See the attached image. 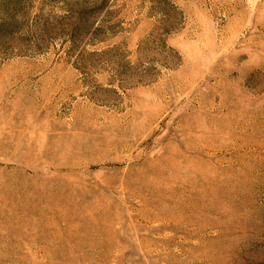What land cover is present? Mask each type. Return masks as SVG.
<instances>
[{
    "label": "rangeland",
    "instance_id": "obj_1",
    "mask_svg": "<svg viewBox=\"0 0 264 264\" xmlns=\"http://www.w3.org/2000/svg\"><path fill=\"white\" fill-rule=\"evenodd\" d=\"M0 264H264V0H0Z\"/></svg>",
    "mask_w": 264,
    "mask_h": 264
}]
</instances>
